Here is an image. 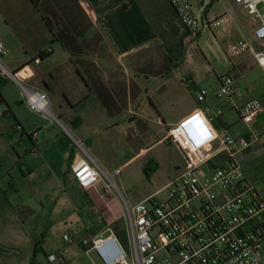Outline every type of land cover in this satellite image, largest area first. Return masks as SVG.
I'll list each match as a JSON object with an SVG mask.
<instances>
[{"label": "crops", "instance_id": "1", "mask_svg": "<svg viewBox=\"0 0 264 264\" xmlns=\"http://www.w3.org/2000/svg\"><path fill=\"white\" fill-rule=\"evenodd\" d=\"M59 1L60 5L54 8L51 3L57 1L49 0L50 8L45 12H50L51 16L41 15L43 23L47 20L52 25L51 30L44 24V44L37 47L32 60H24L17 68L28 86L47 95L56 120L32 112L24 117L19 104L12 112L8 101L0 94L8 108L6 115L0 117L7 119L9 115L11 118H0V264H44L46 256L64 248L63 234L73 233L85 238L105 234V229L121 218L119 202L114 194L104 195L102 181L82 190L73 180L71 166L83 158L73 138L82 141L105 174H116L129 160L113 169L109 155L112 143L120 148L121 137L127 138V129L135 128L138 122L136 128L141 136L160 138L159 131L152 134L144 124L154 120L159 126L176 123L197 107L194 92L197 87H203L189 74L185 75V82L180 80V87L190 97L191 105L174 121H163L157 110L158 116L146 110V103L154 110L149 90L159 91L164 83L154 87L145 76L157 75L167 82L184 61L186 49L195 39L180 23L167 0ZM227 2L237 6L231 0ZM200 4L203 6L204 0H200ZM201 11L202 20L209 21L206 8ZM54 46L64 52V61L54 68L42 67L52 58ZM38 50L47 54L46 57L37 58ZM35 59L38 62L35 63ZM217 85L218 78L213 89L203 88L211 93ZM252 98L264 103V99L249 96L226 107L227 104L209 96L206 103L213 110L222 111L221 117L214 121L217 127L214 126L231 134H245L239 110ZM210 116L213 117V112ZM15 123L24 133L18 142L11 137ZM251 128L264 134V111L254 118ZM31 134H35L33 140ZM163 140L164 136L157 143ZM237 160L246 180L264 201V144L251 145ZM37 191L41 192L40 208L34 210L27 199H32L34 194L36 197ZM34 215H41L34 223L36 230L27 224V220H36ZM67 221L71 228L61 235L63 246L55 244L45 250L48 235L41 223L47 222L48 226ZM36 232L42 236V251L33 258ZM74 246L83 252L78 243L69 246L73 252L76 251ZM80 257L67 254L65 261L58 264H84Z\"/></svg>", "mask_w": 264, "mask_h": 264}, {"label": "built area", "instance_id": "2", "mask_svg": "<svg viewBox=\"0 0 264 264\" xmlns=\"http://www.w3.org/2000/svg\"><path fill=\"white\" fill-rule=\"evenodd\" d=\"M191 38L198 36L194 8L200 0H167ZM258 23L252 31L254 45L239 40L230 44L225 53L236 58L252 53L255 64L264 69V0H231ZM206 25L207 21L202 20ZM223 16L213 17L210 25L223 26ZM254 48L257 51H254ZM6 50L0 41V81L11 79L19 89L28 110L42 118L56 120L47 95L25 85L20 71L10 72L2 64ZM34 62H38L37 59ZM216 101L234 106L242 92L233 78H218L213 92L197 87V107L170 125L164 136L181 155L183 167L168 182L144 200L128 205L119 195L124 208L122 221L128 240L124 250L110 228L90 238L65 233L66 244L78 243L88 255L93 252L98 264H264L261 244L264 242V201L242 171L237 157L253 144H264V134L251 128L254 118L264 111V103L252 98L239 110L245 134H231L214 126L222 111L213 110L207 102ZM7 108L0 95V116ZM213 112V117L208 114ZM20 127L12 130V138L22 139ZM31 140L35 134L30 135ZM83 158L71 166V176L82 190L90 189L105 177V172L87 153L82 141L72 139ZM114 194L105 184L104 195ZM65 249L45 257L44 264L64 262Z\"/></svg>", "mask_w": 264, "mask_h": 264}, {"label": "rangeland", "instance_id": "3", "mask_svg": "<svg viewBox=\"0 0 264 264\" xmlns=\"http://www.w3.org/2000/svg\"><path fill=\"white\" fill-rule=\"evenodd\" d=\"M56 1L55 5H60V1ZM47 7L50 8L49 0H0V41L6 50V56L2 58V64L10 72H16L20 63L24 60H32L37 47L44 44L45 23L41 21V15L44 17L51 16L50 12H45ZM203 8H206V18L209 20L207 21L209 26L203 25L202 27V11L200 8L195 7L194 15L198 21V36L187 47L184 61L178 65V69L172 74V77L164 82L157 75L145 76L148 82L154 84V87L164 83V87L159 91L149 90L148 97L154 105V110L146 103V110L152 111L153 116L157 115L156 112L158 111L157 113L161 115L163 121H174L182 110L191 105L190 97L180 87V80L185 82L184 77L186 74L193 77L197 85L208 89H213L216 78L229 76L234 79L235 84L241 90V98L254 96L264 99V69L255 64L252 53L247 52L236 58H228L225 53L230 44L239 40L247 42L250 46L254 45L252 31L257 27V21L243 9L230 5L227 0H204ZM218 16H223L226 23L218 27L210 25L212 18ZM52 20L54 22V15H52ZM54 30L57 33V30ZM53 49L52 58L42 67L54 68L64 61V52L58 46H54ZM254 51L257 50L254 48ZM38 69L40 68L38 67ZM23 83L27 85L26 82ZM0 94L8 101L7 103L12 112L18 108L19 104L23 109L22 112L24 111L23 116H30V113H28L30 111L21 102L20 89L14 81L9 78L6 79L0 87ZM143 101L146 102L145 96ZM225 106L229 107L228 105ZM208 115L210 116L212 113L210 112ZM6 117L7 119L5 117L0 118L11 120L9 115ZM155 123L156 120L152 123L143 124L147 125L152 134L159 131L160 138L165 136L169 125L159 126ZM138 125L139 122L135 124L136 127H139ZM136 127L127 129L128 137H121L120 148L115 147V142L111 145V154L109 155L112 168L117 169L129 160L128 163L120 168L118 173H108L105 174V177H102L104 184L111 185L114 197L119 202L118 211L121 216L124 213V208L121 205L119 195L128 205H134L165 185L183 167V159L180 153L168 141L163 140V143H157L160 138L155 139L153 136L149 137V135L143 137ZM141 150L144 151L140 153ZM147 165L154 170L145 177L143 169ZM178 168L180 169L177 170ZM37 177H40L39 174H37ZM40 193L38 192L36 197V194H34L32 199H27L34 210L40 208ZM54 208L57 207L54 206ZM39 217L41 215H34L33 219H36L35 221L33 219V221L27 220L28 226L36 230L34 223L38 222ZM46 223H41L42 228L46 230L48 235L44 245L45 250H49L55 244L62 245L61 235L71 228L69 222L67 221L64 224L56 222L54 225L49 224L48 226H46ZM37 235L39 234L37 233ZM116 238L124 250H127L128 240L125 232L119 238L117 236ZM72 244L64 243V248L67 250L65 255L75 257L79 255L80 257V254H82L84 257L81 256L80 259L84 264H98L97 257L93 252L85 256L76 246H74L76 251L73 252L69 248ZM261 253L264 255V242L261 244Z\"/></svg>", "mask_w": 264, "mask_h": 264}, {"label": "trees", "instance_id": "4", "mask_svg": "<svg viewBox=\"0 0 264 264\" xmlns=\"http://www.w3.org/2000/svg\"><path fill=\"white\" fill-rule=\"evenodd\" d=\"M52 7H56L55 2L51 3ZM55 17V15H54ZM44 19V18H43ZM45 21V25H47L49 27V29L52 30V25L50 24L49 21L44 20ZM55 22V21H54ZM49 23V24H48ZM56 33V32H55ZM49 54V53H48ZM47 54H45L44 52H41V50L37 51L36 57L43 59L44 57H46ZM5 83V80L0 81V85H3ZM3 101V100H2ZM5 104V103H4ZM6 106V104H5ZM7 108V106H6ZM7 112H8V108H7ZM6 112V113H7ZM6 113L4 115H6ZM215 126L217 127L216 123H214ZM19 126L16 123L14 124V127ZM13 127V128H14ZM22 136H24V133L22 131ZM153 168H149L148 165L143 169V174L145 177H147L151 172H153ZM109 228L114 232L115 236H117L118 238L120 237V235H123L124 232V224L121 218L115 220L114 222H112L109 226ZM44 236V235H43ZM42 245V236L41 234L33 236V258L35 255H37L38 253H40L42 251L41 248Z\"/></svg>", "mask_w": 264, "mask_h": 264}]
</instances>
